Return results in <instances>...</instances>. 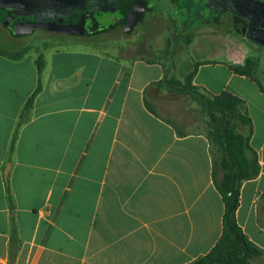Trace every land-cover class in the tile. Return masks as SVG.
<instances>
[{
	"label": "crops",
	"instance_id": "0c3cea01",
	"mask_svg": "<svg viewBox=\"0 0 264 264\" xmlns=\"http://www.w3.org/2000/svg\"><path fill=\"white\" fill-rule=\"evenodd\" d=\"M82 49L44 57L43 90L13 153L20 115L39 85V57L31 51L20 59L0 54V264H11V215L22 243L14 264H187L205 256L223 234L225 213L207 132H190L189 124L165 119L148 101L154 115L145 105L151 88L191 97L158 85L165 76L161 64L130 65L120 55ZM112 76L114 87L105 94L102 86ZM193 82L247 104L262 171L243 184L237 219L263 250L250 264H264V87L224 60L203 61ZM88 128L81 159L77 149ZM44 139L66 140L67 149L27 150ZM33 166L43 172L37 189L48 172L52 176L45 196L31 200Z\"/></svg>",
	"mask_w": 264,
	"mask_h": 264
},
{
	"label": "flooded vegetation",
	"instance_id": "af4514ba",
	"mask_svg": "<svg viewBox=\"0 0 264 264\" xmlns=\"http://www.w3.org/2000/svg\"><path fill=\"white\" fill-rule=\"evenodd\" d=\"M225 18L263 47L264 0H0V27L18 40L48 34L126 47L156 33L171 42L162 55L172 60L193 32L218 28Z\"/></svg>",
	"mask_w": 264,
	"mask_h": 264
},
{
	"label": "trees",
	"instance_id": "16d2710c",
	"mask_svg": "<svg viewBox=\"0 0 264 264\" xmlns=\"http://www.w3.org/2000/svg\"><path fill=\"white\" fill-rule=\"evenodd\" d=\"M28 52L29 49L16 53L0 48V54L13 59H20ZM168 61L169 65L164 70L165 76L158 85H161L164 89H169L170 92L190 96L207 115L209 127L207 137L213 157L212 178L215 188L221 195L225 205L221 238L208 254L187 264H250L253 259L263 256V250L247 237L238 222L237 212L243 184L257 178L262 171V167L259 163L258 154L251 144L254 124L247 104L243 99L228 91L214 95L203 87L195 85L193 81L199 65H195L194 72L186 75L183 79L175 76L170 77V72L175 63L172 59H168ZM37 63L39 67V85L28 99L20 115L10 144L11 153L15 151L20 130L30 121L35 101L43 90L42 77L45 70L43 55L39 56ZM231 68L236 73L250 76L253 80L259 82L254 75L246 74L233 66ZM262 91L264 92V89ZM145 105L151 113L156 115L155 110L146 99ZM7 192L11 203L10 209L13 212L14 204L9 183H7ZM11 227L9 258L10 263L14 264L22 243L19 239L13 215H11Z\"/></svg>",
	"mask_w": 264,
	"mask_h": 264
},
{
	"label": "rangeland",
	"instance_id": "374dc122",
	"mask_svg": "<svg viewBox=\"0 0 264 264\" xmlns=\"http://www.w3.org/2000/svg\"><path fill=\"white\" fill-rule=\"evenodd\" d=\"M47 35L34 34L22 40H18L4 34V30L0 27V48L16 53L29 49V51L36 53L38 57L43 55L44 57L49 56L48 58H50V54L54 51L66 49L65 51H68L69 53H81L83 50H87L82 49L83 47L89 46L105 55L114 57L120 55L125 57L130 65L137 60L156 62L161 64L164 69L169 65L168 54L166 55L167 52L164 55H162V52L167 48V51H169L171 48V42L166 40V36L161 35V37H158L156 33L153 36H147L145 39L146 41L143 43L128 45L126 47L115 44L106 45L103 43H93L78 38L67 39L62 37L58 38L57 36H50V38L49 35ZM92 49L89 50L91 51ZM205 60L227 61L234 68L246 74L254 75L264 87V48L248 41L243 35H237L229 18H225L222 26H219L218 28L212 26L193 32L191 35V43L183 44L177 52V56L174 60L175 66L169 76L183 79L186 75L194 72L196 69L195 65H199L200 67ZM130 74L131 71L129 70V76ZM113 87L114 77L112 76L111 80L106 81L102 88L105 91V94H107L113 89ZM146 97L147 100L157 109L159 115L165 119L173 121L176 124H189V128L186 130L193 133H208L209 127L207 115L195 101L190 100L187 96L162 93L160 91H154L151 88L147 91ZM91 131L92 129L88 128L81 136L79 147L77 149V155H79L81 159L88 146ZM102 136L103 132H101V137ZM66 149V140H62L60 143H55L45 139L32 142L29 149L27 148L28 151H39L38 153L64 152ZM35 162L41 163L40 160ZM30 174L33 181L28 183L27 187L31 189L29 190L31 200L35 197H44L47 193V184L50 182L49 179L52 176V173L48 172L46 174V178L41 180L42 184L38 186V189L35 181L43 174V172L38 170L37 166H33L30 169ZM22 201H24V198ZM21 207L24 208L23 205ZM262 217L264 218V214H262Z\"/></svg>",
	"mask_w": 264,
	"mask_h": 264
},
{
	"label": "water",
	"instance_id": "95a60500",
	"mask_svg": "<svg viewBox=\"0 0 264 264\" xmlns=\"http://www.w3.org/2000/svg\"><path fill=\"white\" fill-rule=\"evenodd\" d=\"M262 32H264V27L262 28L261 30ZM257 42L264 47V40H257ZM11 167H12V164L11 163H8L7 166H6V170H5V180L6 182L8 183V179H9V173H10V170H11Z\"/></svg>",
	"mask_w": 264,
	"mask_h": 264
}]
</instances>
